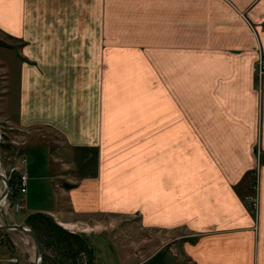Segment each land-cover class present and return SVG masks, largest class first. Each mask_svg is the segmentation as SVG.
Masks as SVG:
<instances>
[{"label":"crops","instance_id":"1","mask_svg":"<svg viewBox=\"0 0 264 264\" xmlns=\"http://www.w3.org/2000/svg\"><path fill=\"white\" fill-rule=\"evenodd\" d=\"M0 42L29 214L173 237L92 264H264V0H0Z\"/></svg>","mask_w":264,"mask_h":264},{"label":"rangeland","instance_id":"2","mask_svg":"<svg viewBox=\"0 0 264 264\" xmlns=\"http://www.w3.org/2000/svg\"><path fill=\"white\" fill-rule=\"evenodd\" d=\"M8 41V40H6ZM13 42V41H10ZM1 44V42H0ZM3 78H0V81H2ZM0 87L2 85L0 84ZM1 89V88H0ZM7 130L10 132V139L17 141L20 146H22V137L20 138L18 134L15 133V130L11 128L10 126L7 128ZM8 131L4 129V127L0 126V134L2 137L6 138L8 135ZM4 149H1V161L2 164L7 163V158L9 157V150L10 148L6 146V143L3 144ZM4 161H3V158ZM11 159V158H10ZM22 157L18 155L17 161L19 169L22 170V164L20 163V160ZM4 164L2 165L4 168ZM8 177V174H6ZM17 174H12L11 178L8 179V181L14 182V188L9 195V198L6 205L9 204V207L13 208L14 203L19 201V204H21V208L19 211L14 212L13 210H10V208L6 207L5 212V204L3 208L0 210V214L4 219H1L0 225L5 224H25L28 228L31 229L29 225L26 223V218L28 215H30L28 212L32 210L30 207H32V204L36 202L35 198L37 194V187L35 182L28 181L26 183V190L27 193L21 194L19 184L17 181ZM252 178H256L255 175H252ZM254 183V182H253ZM10 184V182H9ZM11 185V184H10ZM256 184L254 183L252 187V191L254 194H257V187L255 190ZM3 188L2 183L0 182V193ZM25 195V196H24ZM251 196V195H250ZM247 196V197H250ZM23 197H25L26 202L24 207V200ZM246 197V198H247ZM40 198V197H39ZM245 198V200H246ZM258 212V211H257ZM253 213H255L253 211ZM15 216V222L12 221L13 217ZM48 216V215H47ZM50 217V216H48ZM7 219V220H6ZM10 219V220H8ZM51 221L60 227L65 233L63 235V238H66L64 242L58 243V238L55 236H49V235H42L43 237V251H44V258L42 261V264H88V262L93 260V253L90 250V242L93 243V241H96L101 246V253L102 251L104 253H108L110 255V248H112L111 255H115V259L118 261L119 258V250L116 247V244L122 243L123 246H131L134 248V246H140L142 241H145L147 238L149 239V242L151 240L154 241V247L157 248L162 245L166 240L172 239L171 234H163L162 232L158 233L155 232L154 235H151L149 233V236L145 233H132L131 230H136L133 225V221H125L124 218H118V217H107V216H98L94 217L92 221L90 220V224H94V227H92V230H70V228H67L65 226L59 225L56 222V219L50 218ZM93 226V225H92ZM120 227H122L121 230H123V233L121 234L119 232ZM129 232V234H126L125 232ZM0 264H34V246L30 239L26 237L24 234L18 232V231H0ZM101 232L103 235L102 237H92L90 238L89 235L95 234ZM67 234L77 236L81 238L84 242V246L82 249H77V245L74 242L73 238H69ZM152 236V238L150 237ZM174 236V235H173ZM162 242V243H161ZM72 251H71V250ZM67 250H70L71 253H69ZM115 253V254H114ZM71 255V257H70ZM104 262V257L99 261L100 264ZM118 264V263H116Z\"/></svg>","mask_w":264,"mask_h":264},{"label":"built area","instance_id":"3","mask_svg":"<svg viewBox=\"0 0 264 264\" xmlns=\"http://www.w3.org/2000/svg\"><path fill=\"white\" fill-rule=\"evenodd\" d=\"M264 71V64H263V60L261 57H259L257 63H256V68H255V72L257 74L258 77H260L262 75ZM10 150H9V157L7 158V163L4 164V168L2 166V172L3 174L6 176V174H8L7 179L11 178L12 174H17V181L18 184L20 185V193L21 194H25L26 193V183H27V175L26 172L24 171V169L22 168V170L19 169L18 166V161H17V157H18V151H17V147L20 146V144L15 141V140H11L10 142ZM11 158V159H10ZM5 156L3 158L4 161ZM20 163L22 164V166L26 163L25 159H21ZM2 164V165H3ZM255 190H256V186H255ZM246 201L249 203L251 209L255 212V214L257 213L258 210V198H257V194L255 193L253 196L247 197ZM21 204H19V201L14 203L13 208L9 207V204H5V212H6V207L10 208V210H13L14 212L19 211V209L21 208L20 206Z\"/></svg>","mask_w":264,"mask_h":264},{"label":"water","instance_id":"4","mask_svg":"<svg viewBox=\"0 0 264 264\" xmlns=\"http://www.w3.org/2000/svg\"><path fill=\"white\" fill-rule=\"evenodd\" d=\"M5 143V140L2 138L0 134V182L3 185V190L0 193V210L3 208L4 204L7 202L11 188L7 177L2 172V161H1V145ZM0 231H18L24 234L26 237L30 239L34 246V264H42L44 258V251L42 243L39 237L25 224H5L0 225Z\"/></svg>","mask_w":264,"mask_h":264},{"label":"trees","instance_id":"5","mask_svg":"<svg viewBox=\"0 0 264 264\" xmlns=\"http://www.w3.org/2000/svg\"><path fill=\"white\" fill-rule=\"evenodd\" d=\"M4 139V137H2ZM1 149H4V145H1ZM10 182V186L12 188V191L14 188V182L13 181H9ZM51 217H48L45 214H41V213H32L30 215L27 216L26 218V223L27 225H29L31 227V230L39 237L40 241L43 243V237L44 234L47 236H55L56 238H58V243H62L64 242V240L66 238H63V235H65L66 237V233L60 229V227H58L57 225H55L51 219ZM1 233V232H0ZM67 236L69 238H73L75 244L77 245V249H82L84 246V242L81 238L77 237V236H73L70 234H67ZM65 243V242H64ZM71 250V249H70ZM70 250H67L69 253H71ZM71 257V255H70ZM88 264H92L91 260L88 262Z\"/></svg>","mask_w":264,"mask_h":264},{"label":"bare ground","instance_id":"6","mask_svg":"<svg viewBox=\"0 0 264 264\" xmlns=\"http://www.w3.org/2000/svg\"><path fill=\"white\" fill-rule=\"evenodd\" d=\"M3 190V189H2ZM2 190H1V192H2Z\"/></svg>","mask_w":264,"mask_h":264}]
</instances>
